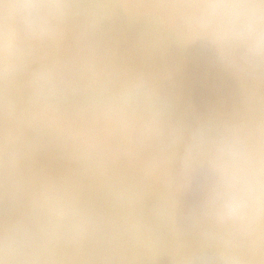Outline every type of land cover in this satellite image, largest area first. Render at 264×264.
Returning <instances> with one entry per match:
<instances>
[{"label":"clouds","instance_id":"clouds-1","mask_svg":"<svg viewBox=\"0 0 264 264\" xmlns=\"http://www.w3.org/2000/svg\"><path fill=\"white\" fill-rule=\"evenodd\" d=\"M0 264H264V0H0Z\"/></svg>","mask_w":264,"mask_h":264}]
</instances>
